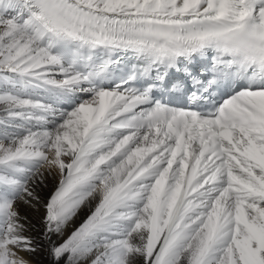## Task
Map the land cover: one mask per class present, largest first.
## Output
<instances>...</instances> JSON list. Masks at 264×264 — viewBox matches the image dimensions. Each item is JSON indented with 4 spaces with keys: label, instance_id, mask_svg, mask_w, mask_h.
<instances>
[{
    "label": "snow or ice",
    "instance_id": "1",
    "mask_svg": "<svg viewBox=\"0 0 264 264\" xmlns=\"http://www.w3.org/2000/svg\"><path fill=\"white\" fill-rule=\"evenodd\" d=\"M245 28L264 0H0V264L37 250L18 205L46 173L54 264H264V57L225 40Z\"/></svg>",
    "mask_w": 264,
    "mask_h": 264
},
{
    "label": "bare ground",
    "instance_id": "2",
    "mask_svg": "<svg viewBox=\"0 0 264 264\" xmlns=\"http://www.w3.org/2000/svg\"><path fill=\"white\" fill-rule=\"evenodd\" d=\"M45 175L46 178L44 180V183L39 185V187L37 188V192L41 197L40 204L36 205L35 207H30L23 203L18 205V210L21 217H26V220H22V222L26 223L29 227V230L25 232V235H31L37 242V250L35 252H19V256L27 261V264H54V261L52 260L48 252V243L47 241L42 239L41 233L43 230L42 218L45 215L43 205L50 197V195L54 192L59 178L57 175H49L47 173ZM96 203L97 200H92L82 206L81 209L77 212L76 216L73 217V219L70 220L65 226L63 236H54L53 239L56 240L57 243L62 242L63 239H66L67 236L70 235L71 232L76 228H78L91 214V212L95 208ZM61 264H64V261H61ZM84 264H87V262H84Z\"/></svg>",
    "mask_w": 264,
    "mask_h": 264
},
{
    "label": "clouds",
    "instance_id": "3",
    "mask_svg": "<svg viewBox=\"0 0 264 264\" xmlns=\"http://www.w3.org/2000/svg\"><path fill=\"white\" fill-rule=\"evenodd\" d=\"M225 40L229 48L249 56L264 57V37L254 29L245 28L229 33Z\"/></svg>",
    "mask_w": 264,
    "mask_h": 264
}]
</instances>
